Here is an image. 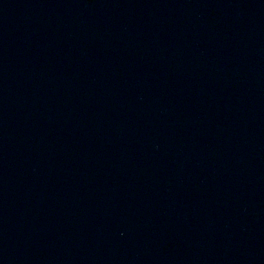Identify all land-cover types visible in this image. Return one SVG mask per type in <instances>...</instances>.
Masks as SVG:
<instances>
[{
  "label": "water",
  "instance_id": "95a60500",
  "mask_svg": "<svg viewBox=\"0 0 264 264\" xmlns=\"http://www.w3.org/2000/svg\"><path fill=\"white\" fill-rule=\"evenodd\" d=\"M0 264H264V0H0Z\"/></svg>",
  "mask_w": 264,
  "mask_h": 264
}]
</instances>
